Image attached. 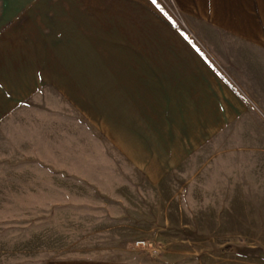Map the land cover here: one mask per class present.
Instances as JSON below:
<instances>
[{
    "label": "rangeland",
    "instance_id": "1",
    "mask_svg": "<svg viewBox=\"0 0 264 264\" xmlns=\"http://www.w3.org/2000/svg\"><path fill=\"white\" fill-rule=\"evenodd\" d=\"M212 1L205 10V0H134L137 11L106 12L98 24L119 42L101 46L106 56H199L246 104L243 123L237 119L215 138L204 173H194L192 163L158 186L132 180L128 163L95 130L93 103L85 116L71 93L69 115L40 125L36 139L23 141L21 167L0 173V250L8 260L128 255L171 264H264V41L263 49L241 43L223 23L238 24L244 12L212 10ZM246 1L264 36V7ZM54 110V117L67 111ZM54 155L59 167L70 155L72 177L51 181ZM81 165L112 168L110 179L79 188Z\"/></svg>",
    "mask_w": 264,
    "mask_h": 264
},
{
    "label": "crops",
    "instance_id": "2",
    "mask_svg": "<svg viewBox=\"0 0 264 264\" xmlns=\"http://www.w3.org/2000/svg\"><path fill=\"white\" fill-rule=\"evenodd\" d=\"M134 3L0 0V173L21 167L23 141L36 139L40 125H51L56 123L54 119L69 115L72 100L76 101L71 93H78V110L85 116L90 115L88 104L93 103L95 130L128 163L129 173L137 180L131 179L149 187L183 173L192 163L193 172L202 173L215 138L237 119L243 123L246 104L199 56L144 51L137 55L141 58L120 59L102 53L101 46L119 43L112 39L114 33L101 34L103 27L98 24L103 14L135 12ZM211 4L212 10L243 11L236 25L216 23L231 26L244 45L263 49L261 24L247 13L251 8L246 0H213ZM208 6L205 0L203 9ZM258 7L261 11L264 0L258 1ZM54 109L67 111L63 117H54ZM49 157L52 182L72 177L70 155L62 167L55 164V155ZM37 158L32 157V163ZM109 173L112 168L96 165L88 171L81 165L79 188L102 187L110 179ZM2 252L0 264H171L128 255L33 259L27 263L13 256L8 260Z\"/></svg>",
    "mask_w": 264,
    "mask_h": 264
},
{
    "label": "built area",
    "instance_id": "3",
    "mask_svg": "<svg viewBox=\"0 0 264 264\" xmlns=\"http://www.w3.org/2000/svg\"><path fill=\"white\" fill-rule=\"evenodd\" d=\"M145 245V242H139L137 245Z\"/></svg>",
    "mask_w": 264,
    "mask_h": 264
},
{
    "label": "snow or ice",
    "instance_id": "4",
    "mask_svg": "<svg viewBox=\"0 0 264 264\" xmlns=\"http://www.w3.org/2000/svg\"><path fill=\"white\" fill-rule=\"evenodd\" d=\"M153 3H156V0H153Z\"/></svg>",
    "mask_w": 264,
    "mask_h": 264
}]
</instances>
